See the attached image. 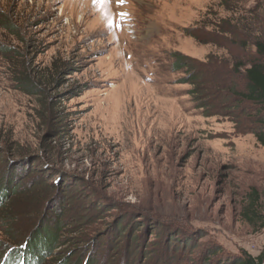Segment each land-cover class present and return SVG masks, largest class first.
<instances>
[{
  "label": "rangeland",
  "instance_id": "rangeland-1",
  "mask_svg": "<svg viewBox=\"0 0 264 264\" xmlns=\"http://www.w3.org/2000/svg\"><path fill=\"white\" fill-rule=\"evenodd\" d=\"M261 30L264 0H0V264L43 229L38 264L264 253Z\"/></svg>",
  "mask_w": 264,
  "mask_h": 264
},
{
  "label": "trees",
  "instance_id": "trees-1",
  "mask_svg": "<svg viewBox=\"0 0 264 264\" xmlns=\"http://www.w3.org/2000/svg\"><path fill=\"white\" fill-rule=\"evenodd\" d=\"M262 24H260V29ZM258 29V30H260ZM262 30L257 33L253 38V46L256 55V60L246 66L242 71V76L245 80L244 88L238 93L241 99L250 101L252 103H258L262 105L263 115L261 116V125L264 126V33ZM214 39H211V41ZM214 42V41H212ZM180 60L181 67L189 66L186 62V58L182 55L175 57V62ZM238 68L242 67L238 63ZM180 68V67H179ZM189 83L195 85V81L187 80ZM257 141L264 145V133L263 131H255ZM15 193V192H14ZM258 195L255 191L249 194V203L243 209V217L250 223L254 224L259 221L260 225L264 224V216L260 214L259 207L257 206ZM40 236L41 239L38 242L32 241L27 235H23L20 239L14 240L13 244L16 246H22L20 252H14L8 259V264H16V261L20 264H38L46 259V257L53 255V251L57 246L56 232L50 229H43ZM48 235V236H47ZM26 250V251H25ZM22 251V253H21ZM264 259V253H261L257 257L248 254L245 251H241V255L235 259L228 260L221 264H262ZM65 263H69L70 259H64ZM41 264V263H40Z\"/></svg>",
  "mask_w": 264,
  "mask_h": 264
},
{
  "label": "snow or ice",
  "instance_id": "snow-or-ice-1",
  "mask_svg": "<svg viewBox=\"0 0 264 264\" xmlns=\"http://www.w3.org/2000/svg\"><path fill=\"white\" fill-rule=\"evenodd\" d=\"M105 3H107V0H104ZM118 2L122 3L123 0H118ZM121 15H123V13H121Z\"/></svg>",
  "mask_w": 264,
  "mask_h": 264
}]
</instances>
